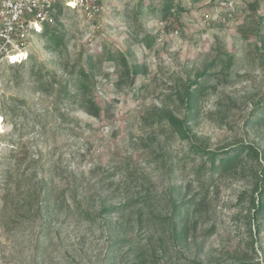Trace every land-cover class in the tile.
I'll return each instance as SVG.
<instances>
[{"label": "rangeland", "instance_id": "374dc122", "mask_svg": "<svg viewBox=\"0 0 264 264\" xmlns=\"http://www.w3.org/2000/svg\"><path fill=\"white\" fill-rule=\"evenodd\" d=\"M101 2V13L93 19L63 7L50 24L63 40L60 52L48 49L43 34L36 35L27 47L32 54L27 62L3 67L0 264H187L179 258L182 253L204 264L245 256L264 262V224L258 233L249 215L254 181L248 169L215 182L198 181L189 144L168 139L155 122L144 119L158 108H177L187 117L186 108L176 106V89L228 52L234 55L231 66L212 67L224 72L210 80L214 87L202 98L191 123L196 145L218 149L246 139L264 148V121L259 122L264 119V0H239L229 19L223 18L219 0H181L186 10L170 29L161 21L164 0ZM122 54L146 70L135 81L129 75L121 77L124 66L109 59ZM89 57L98 75L90 94L93 101L85 105L89 97L79 88L75 67L88 65ZM86 106L100 108L99 116L88 113ZM151 133L156 140L150 143ZM131 161L162 192L153 209L161 219L170 212L171 200L197 193L207 198L197 215V229L180 244L178 257L168 221L148 222L147 209L142 210L143 224L139 211L91 223L71 205L69 217L56 213L52 226H43L36 192L43 207L44 176L51 190L60 192L72 175L93 184L114 174L88 191L86 196L98 205L123 182L129 184ZM113 196L114 203L126 197L120 191ZM72 201L68 194L64 210ZM212 225L214 231L204 241ZM131 235L134 241H121L112 251L107 247L110 238L128 240ZM153 252L159 256L157 262Z\"/></svg>", "mask_w": 264, "mask_h": 264}, {"label": "trees", "instance_id": "16d2710c", "mask_svg": "<svg viewBox=\"0 0 264 264\" xmlns=\"http://www.w3.org/2000/svg\"><path fill=\"white\" fill-rule=\"evenodd\" d=\"M161 21L165 23L167 29L173 28L176 22H180L183 12L186 8L183 6L181 0H164L161 8ZM63 12V7H58L56 19ZM223 18L229 19L228 13H223ZM56 28H51L50 25H46L43 32V36L48 39V49L55 52H60V39ZM63 41V40H62ZM261 49H264V44L261 45ZM264 58V51L262 52ZM110 60H118L120 64L124 66V71L121 77L131 76L133 81L136 80L137 76L140 75L141 71L145 70L144 66L130 64L125 55H112ZM234 60V55L228 52H221L218 57L206 67L203 71L197 73L195 78L183 85L182 88H178L175 91V102L176 106L184 107L187 110L188 116H180L177 108H163L148 111L144 116V119L148 121L151 119L157 124L160 133L167 136L168 139H176L186 141L190 148L189 153L192 155V161L194 163L195 173L198 181L202 179L204 181L219 180L229 175L239 176L244 174L248 169L250 177L254 181L252 188L250 202L251 208L249 210L250 220L255 221L258 233L261 231V227L264 224V148L256 145L254 142L246 139L239 140L228 147L224 148H208L203 146H197L195 142V134L193 133L192 121L197 118L200 109V102L202 98L209 93L210 89L214 86L210 84L212 78L217 77L218 73L224 72L223 70H213L214 67H218L220 64L225 66H231ZM88 65L83 62L77 64L75 69L78 68V75L80 76V90L86 97L88 96L85 105L92 103V96L90 94L93 88L96 86L97 77V66L92 57H89ZM216 69V68H215ZM179 107V108H180ZM87 112L94 116H99L100 108L96 107L91 110L90 106H86ZM264 119L262 118L260 123ZM149 142L156 140V134L151 133L148 136ZM48 157H44L43 159ZM127 168L133 169V174L127 176L128 183L123 182V187H118L113 192L97 204L93 203L90 196H86L88 191L93 188L97 183L105 184L108 179L113 177L114 174L108 173L102 176L97 182L91 184V180L86 177H80V175H72L73 178L66 184L61 191H52L51 184L43 177V207L41 195L36 192L37 202H40L39 214L43 213V226L50 228L52 225V216L56 213H60L59 217L64 215L65 218L70 215V207L73 205L75 212L86 221L96 223L99 219L107 222L110 217L116 214L128 215L140 212L139 222L143 224V209H147L148 222L154 219H161L160 215L154 214V206L162 199V192L158 190L156 182L152 178L145 175L144 172L139 170L138 163L133 164L131 161L127 163ZM93 169L90 173H92ZM107 172L109 170H106ZM106 173V172H105ZM211 182V183H212ZM111 185V184H110ZM52 191V195L51 192ZM120 191L122 195L126 196L124 200L120 202H112L113 194ZM54 192V193H53ZM73 199L72 203L64 210L67 203V195ZM207 202V198L200 196V193L193 194L191 196H184L180 200H171L170 212H166V216L162 217L161 220L168 221L169 238L171 239L172 245H175V254L179 253V246L181 243L189 239L191 231L197 229V225L200 221V216H197L202 211V205ZM69 208V209H68ZM198 218H193V215ZM192 224V225H190ZM214 231V226H210L204 233V241ZM136 239L135 236H129L128 240H114L113 237L107 242L109 250L115 249L119 243L131 242ZM161 241L163 238H160ZM152 258L157 262L159 256L156 252L152 253ZM179 258L187 260V264H204L198 259H190L183 255ZM110 254L107 252L103 261H108ZM224 264H264L260 258H253L245 256L243 259H237L229 263Z\"/></svg>", "mask_w": 264, "mask_h": 264}, {"label": "built area", "instance_id": "2783aa9c", "mask_svg": "<svg viewBox=\"0 0 264 264\" xmlns=\"http://www.w3.org/2000/svg\"><path fill=\"white\" fill-rule=\"evenodd\" d=\"M238 1L219 0L221 14L233 17ZM60 6L81 11L90 19L102 10L101 0H0V86L4 65L17 66L30 59L31 38L42 35L46 25L56 20Z\"/></svg>", "mask_w": 264, "mask_h": 264}, {"label": "bare ground", "instance_id": "6f19581e", "mask_svg": "<svg viewBox=\"0 0 264 264\" xmlns=\"http://www.w3.org/2000/svg\"><path fill=\"white\" fill-rule=\"evenodd\" d=\"M24 54H22L21 56H23ZM4 117H3V115L2 114H0V128L2 127V125H3V121H4V119H3Z\"/></svg>", "mask_w": 264, "mask_h": 264}]
</instances>
